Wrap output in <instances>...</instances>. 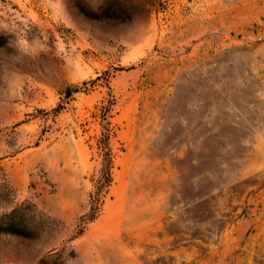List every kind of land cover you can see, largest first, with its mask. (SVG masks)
Listing matches in <instances>:
<instances>
[{
    "label": "rangeland",
    "instance_id": "374dc122",
    "mask_svg": "<svg viewBox=\"0 0 264 264\" xmlns=\"http://www.w3.org/2000/svg\"><path fill=\"white\" fill-rule=\"evenodd\" d=\"M0 264H264V0H0Z\"/></svg>",
    "mask_w": 264,
    "mask_h": 264
}]
</instances>
